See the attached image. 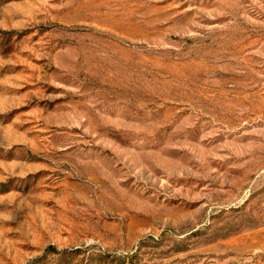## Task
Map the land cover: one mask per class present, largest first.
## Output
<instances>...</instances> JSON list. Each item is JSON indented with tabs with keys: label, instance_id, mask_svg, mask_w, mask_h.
Instances as JSON below:
<instances>
[{
	"label": "rangeland",
	"instance_id": "obj_1",
	"mask_svg": "<svg viewBox=\"0 0 264 264\" xmlns=\"http://www.w3.org/2000/svg\"><path fill=\"white\" fill-rule=\"evenodd\" d=\"M0 264H264V0H0Z\"/></svg>",
	"mask_w": 264,
	"mask_h": 264
}]
</instances>
